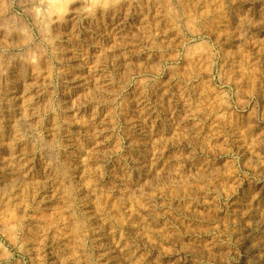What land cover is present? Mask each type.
Here are the masks:
<instances>
[{
  "label": "rangeland",
  "instance_id": "374dc122",
  "mask_svg": "<svg viewBox=\"0 0 264 264\" xmlns=\"http://www.w3.org/2000/svg\"><path fill=\"white\" fill-rule=\"evenodd\" d=\"M25 1L0 0V264H264V0H56L43 33Z\"/></svg>",
  "mask_w": 264,
  "mask_h": 264
},
{
  "label": "bare ground",
  "instance_id": "6f19581e",
  "mask_svg": "<svg viewBox=\"0 0 264 264\" xmlns=\"http://www.w3.org/2000/svg\"><path fill=\"white\" fill-rule=\"evenodd\" d=\"M25 1V0H24ZM30 1H32V0H30ZM53 1H56V0H37L34 4H32L31 6H30V9H28V10H30V13H31V15L33 16V19L35 20V23L38 25V27L40 28V30L42 31V33L44 32L43 30H46L45 28L47 27V29L50 27V25L51 24H55L56 22H60L59 20L61 19L60 17H58V16H55V18H54V15H53V13L51 12L52 10H50V7L49 6H51V3L53 2ZM28 2V1H27ZM26 1L24 2V3H27ZM55 3V2H54ZM28 7V6H27ZM52 7V6H51ZM60 8V7H59ZM63 10V9H62ZM67 10V9H66ZM64 11V10H63ZM63 11H61V12H63ZM71 11V10H70ZM74 13H75V11H73ZM72 11L71 12H68V13H64V17L65 18H67L68 19V21H69V19L70 18H73L74 16H76V14H74ZM57 13V12H56ZM235 13V12H234ZM4 14V13H3ZM87 14V13H86ZM56 15H58V14H56ZM63 15V14H62ZM61 16V15H60ZM78 16V15H77ZM224 16V15H223ZM57 17V18H56ZM58 18H60V19H58ZM4 19V18H3ZM13 19V18H12ZM66 19V20H67ZM8 21H11V20H8ZM8 21H7V25H8ZM62 21V20H61ZM64 21V20H63ZM5 22V21H4ZM4 22H2V20H1V24L2 23H4ZM250 22H251V20H250ZM57 23V24H58ZM60 23H62V22H60ZM59 23V24H60ZM249 23V22H248ZM10 24V23H9ZM13 25H14V23H12ZM19 24V23H18ZM57 24H56V26H57ZM58 24V25H59ZM5 25H6V23H5ZM36 25V26H37ZM9 26V25H8ZM11 26V25H10ZM72 26V25H71ZM7 27V26H6ZM12 27V26H11ZM18 27V26H17ZM58 27V26H57ZM73 27V26H72ZM1 29L3 28V25H2V27H0ZM5 28V27H4ZM24 28V27H23ZM9 29V28H8ZM26 29V28H25ZM10 30V29H9ZM8 30V31H9ZM24 30V29H23ZM22 30V31H23ZM50 30V29H49ZM53 30V29H52ZM7 30H6V28H5V32H6ZM51 31V30H50ZM3 32H4V30H3ZM10 33L12 32V30H10L9 31ZM19 32H20V30H19ZM47 32H49V31H45V33H44V35H43V41H45L48 45L50 44H52V37L51 36H49L48 34H47ZM67 33V32H66ZM7 34V33H6ZM70 34V33H69ZM64 36V35H63ZM54 40H56V39H54ZM55 42V41H54ZM55 44V43H54ZM56 46V45H55ZM53 47V46H52ZM41 51V50H40ZM43 51V50H42ZM33 54L31 55V59L30 60H34V53H36V52H32ZM29 55V54H28ZM30 56V55H29ZM36 57V56H35ZM29 59V58H28ZM37 59V58H36ZM39 59V58H38ZM32 62V61H31ZM34 62V61H33ZM32 62V63H33ZM238 64V63H237ZM36 65V64H35ZM258 70V69H257ZM253 75V74H252ZM249 79V78H248ZM252 84V83H251ZM257 91V90H256ZM25 113V112H24ZM23 117H25V116H23ZM22 119H24V118H22ZM27 119V118H26ZM23 121H25V120H23ZM15 123H16V121H15ZM23 123V122H22ZM19 123H17V125H18ZM24 124V123H23ZM23 124H22V126H23ZM16 126V125H15ZM25 126V125H24ZM24 126H23V128H24ZM19 127V126H18ZM20 129H21V127H20ZM18 131V130H17ZM24 131H25V129H24ZM23 131V132H24ZM31 131V130H30ZM20 133V132H19ZM24 135V134H23ZM49 142V141H48ZM43 144H44V142H42ZM47 143V142H46ZM46 145V144H45ZM46 146H48V144L46 145ZM51 147V146H50ZM50 147H48L46 150H47V152H49L50 150H51V148ZM44 150V149H43ZM53 152V151H52ZM52 152H51V154H52ZM48 154V153H47ZM50 154V155H51ZM55 155V154H54ZM46 156V155H45ZM49 156H47V158H48ZM53 159V158H52ZM50 160V159H49ZM54 160V159H53ZM56 161V160H55ZM56 165V164H55ZM58 169V168H57ZM73 192V191H72ZM72 215V214H71ZM72 224V223H71ZM75 225V224H74Z\"/></svg>",
  "mask_w": 264,
  "mask_h": 264
}]
</instances>
